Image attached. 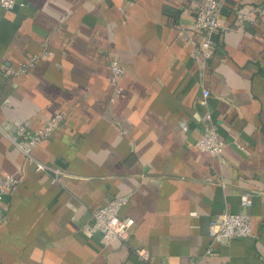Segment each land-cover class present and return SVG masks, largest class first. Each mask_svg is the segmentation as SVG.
Wrapping results in <instances>:
<instances>
[{
  "label": "crops",
  "instance_id": "crops-1",
  "mask_svg": "<svg viewBox=\"0 0 264 264\" xmlns=\"http://www.w3.org/2000/svg\"><path fill=\"white\" fill-rule=\"evenodd\" d=\"M16 2L0 9V179L19 181L0 207V264H141L135 249L150 264H264V0L224 2L205 66L198 0ZM55 114L32 158L58 173L37 172L9 136ZM206 114L219 157L194 147ZM244 192L251 237L212 241L209 221L243 212ZM118 196L133 228L103 246L84 225Z\"/></svg>",
  "mask_w": 264,
  "mask_h": 264
},
{
  "label": "built area",
  "instance_id": "built-area-1",
  "mask_svg": "<svg viewBox=\"0 0 264 264\" xmlns=\"http://www.w3.org/2000/svg\"><path fill=\"white\" fill-rule=\"evenodd\" d=\"M103 2L106 0H96ZM226 0H198L193 18L192 31L199 39L196 43L191 41L193 61L201 66H205L215 52V36L219 30V16ZM17 5L16 0H0V9L11 11ZM247 18V17H244ZM34 59L31 58L17 71L7 70L4 77L19 76L24 74L32 66ZM111 76L114 81L123 75L121 66L114 60L108 64ZM119 93V88H114V94ZM202 104L209 95L207 90H202ZM62 121L60 114L50 117L37 130L30 132L25 127L19 126L15 129L13 135L9 136V141L22 154L27 164L34 166L37 172H53L58 170L50 168L44 164L34 162L32 158L33 150L42 142L49 138L59 127ZM204 126L201 135L195 142L194 147L209 154L211 157H219L223 150V143L218 138L217 128L212 124L211 117L206 114L203 118ZM18 179L13 175H4L0 179V207L3 198L7 196L18 184ZM253 193L244 192L239 196V207L243 211L237 214L224 213L218 218L211 219L208 223V237L214 241L217 238L225 239H245L251 237L250 217L244 210L252 205ZM127 196L114 197L104 206L94 210L91 213V221L84 225V229L90 234H99L100 243L108 246L112 241L119 240L126 242L133 228V220L130 218H119V210L128 203ZM210 249L208 250V252ZM207 252V253H208ZM134 254L141 264H150L147 250L135 249Z\"/></svg>",
  "mask_w": 264,
  "mask_h": 264
}]
</instances>
